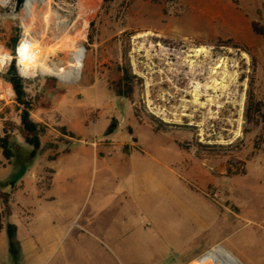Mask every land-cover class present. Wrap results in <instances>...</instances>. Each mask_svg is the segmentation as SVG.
Listing matches in <instances>:
<instances>
[{
    "label": "rangeland",
    "instance_id": "obj_1",
    "mask_svg": "<svg viewBox=\"0 0 264 264\" xmlns=\"http://www.w3.org/2000/svg\"><path fill=\"white\" fill-rule=\"evenodd\" d=\"M77 2L56 0L54 9L72 22ZM100 6L82 42L81 76L70 83L30 79L32 118L47 126L31 159L32 148L17 130L15 95L2 78L5 70L0 74V134L4 126L10 130L15 152L0 189L18 191L35 165L48 172L45 159L60 154H96L106 168L99 163L92 173L78 210L43 203L27 215L19 196H11L12 216L1 221L0 233L6 236V224L13 223L22 239L25 225L39 250L26 264H184L172 246L162 261L154 260L160 229L183 236L199 217L207 229L221 227L208 230L207 240L231 236L264 263V124L252 127L244 119L251 76L264 102V36L253 30L264 27V0H101ZM20 12L0 25L8 52L15 29L22 33ZM51 38L49 32L36 39ZM62 58L58 52L50 60ZM125 65L142 79L133 101L115 94ZM149 115L167 130L155 131L159 123ZM62 126L75 137H63ZM41 183L48 188V177ZM107 222L116 235L96 227ZM0 264L21 263L9 254Z\"/></svg>",
    "mask_w": 264,
    "mask_h": 264
},
{
    "label": "crops",
    "instance_id": "obj_2",
    "mask_svg": "<svg viewBox=\"0 0 264 264\" xmlns=\"http://www.w3.org/2000/svg\"><path fill=\"white\" fill-rule=\"evenodd\" d=\"M44 162V169L48 172L42 171L40 166L38 167V165H35L23 179L22 188L13 192L11 195L14 197L19 196L20 203L28 211L27 215L43 203H51L52 205L65 206L73 210H78L84 203L88 194L90 176L92 173L99 170V163L101 164V170L106 168L104 164L100 162L96 154L81 157L73 156V153L60 154L58 156L47 157ZM37 163H39V161H37ZM10 164L11 163L4 159L0 168V180H4L7 177L8 171L12 170ZM117 170L118 173H122L121 166L117 167ZM46 176L49 179L48 188L43 187L41 183ZM102 178H104V175ZM120 217V215H117L116 219ZM162 223L163 222L159 221V226H161ZM104 225L105 223L102 227H99V225L96 227H98V230L100 229L102 232H105L107 237L113 236V234L116 235L115 233H117L118 230L109 229L110 223L107 222L106 226ZM23 226L25 227V225ZM190 226L191 230L187 229L185 226L183 236L180 235L173 238L169 235V228L164 229V231L159 228L160 231L163 232L160 235L161 246L159 245V253L153 256V258H155L154 260L158 261L161 259L162 261L167 255V246H172V248L178 249L182 253L184 264H189L190 262V264H192L203 257L207 252L221 247L217 245L222 244L224 250L231 253L236 259L244 262V264H259L257 260L250 257L246 246L238 241H233L231 236L225 238L218 237L216 240L206 239L208 230L214 232L216 229L215 231L218 230L220 232V226L213 225L207 229L205 222L202 223L199 217L194 219L188 228ZM24 227L22 239L18 236L19 228L17 227V237L21 245V264H26L29 258H34L39 252L37 245L28 236ZM7 255H9L7 237L2 232L0 233V258H5Z\"/></svg>",
    "mask_w": 264,
    "mask_h": 264
},
{
    "label": "bare ground",
    "instance_id": "obj_3",
    "mask_svg": "<svg viewBox=\"0 0 264 264\" xmlns=\"http://www.w3.org/2000/svg\"><path fill=\"white\" fill-rule=\"evenodd\" d=\"M100 3L101 0H78L75 8L79 10V15L69 22L59 11L52 8L53 0H26L19 14L22 34L28 37L32 47L38 49V54L23 53L25 61L20 60L23 65L22 73L25 76L38 74L56 77L66 83L78 79L86 58L82 42L86 39L87 27L91 19L101 7ZM49 32L52 33L53 43L42 44L36 39L37 37L46 39ZM58 52L63 54V58L58 63H54L50 59ZM7 93H12L10 88ZM192 264L242 263L222 247H217Z\"/></svg>",
    "mask_w": 264,
    "mask_h": 264
},
{
    "label": "trees",
    "instance_id": "obj_4",
    "mask_svg": "<svg viewBox=\"0 0 264 264\" xmlns=\"http://www.w3.org/2000/svg\"><path fill=\"white\" fill-rule=\"evenodd\" d=\"M17 8L19 9L24 0H16ZM255 33L264 36V27H253ZM20 34L19 29H15L14 35L10 38L6 44L7 50L13 55L16 45L19 41ZM120 77L115 84V94L118 97L125 98L129 101H133L134 92L137 85H140L142 79L132 73L131 68L128 65L120 66ZM2 78L8 83L15 95V104L13 106L14 111L18 115L19 124L17 130L24 140V143L32 148L28 159H31L40 149V139L45 136L47 132V126L41 122H37L32 118V112L35 107V98L30 94L29 89L32 86V82L23 78L17 69L16 62L13 60L5 69ZM255 78L251 76L249 82V89L247 91V98L244 110V119L246 124H250L252 127H258L264 124V102L256 97L254 92ZM2 115V114H1ZM136 116V112H135ZM151 121H157V119L149 115ZM159 124L155 126V131H166L167 124L157 121ZM116 128L115 124H111L108 128V132H112ZM63 137L74 138L75 135L72 132H68L67 129L62 126L59 128ZM10 130L4 126L2 134H0V155L9 163L15 159V152L13 149V143L10 137ZM62 138L61 141L65 145H69V140ZM258 145V144H257ZM258 147V146H257ZM68 151V150H67ZM15 175V174H14ZM14 178V176H13ZM12 191H5L0 189V230L3 228L1 221L12 215L10 199ZM7 243L9 248V254L14 263L21 261V245L17 237V227L13 223H7L5 226Z\"/></svg>",
    "mask_w": 264,
    "mask_h": 264
},
{
    "label": "built area",
    "instance_id": "obj_5",
    "mask_svg": "<svg viewBox=\"0 0 264 264\" xmlns=\"http://www.w3.org/2000/svg\"><path fill=\"white\" fill-rule=\"evenodd\" d=\"M25 3H26V0H24L22 6L18 9L16 0H0V25L5 19H14L17 12L19 10L20 11L22 10ZM54 7H58L56 0H53L52 8L54 9ZM23 53H26V54L32 53L34 55H37L38 49L36 47H32L30 45L28 37L24 36L22 33L20 35L19 41L16 45L15 52L13 55L10 52L6 51L4 49V46L0 43V74L6 69V67L13 60H15L18 72L23 78L30 80L31 78L37 77L38 74L36 76H33V75L25 76L22 73L23 65H22V62H20V60L25 61V57L22 56ZM10 95H13V93H11ZM2 97H3V93L0 94V99H3Z\"/></svg>",
    "mask_w": 264,
    "mask_h": 264
}]
</instances>
